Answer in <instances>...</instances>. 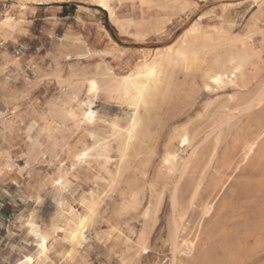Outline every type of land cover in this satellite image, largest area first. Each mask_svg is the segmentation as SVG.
Instances as JSON below:
<instances>
[{"label": "rangeland", "instance_id": "1", "mask_svg": "<svg viewBox=\"0 0 264 264\" xmlns=\"http://www.w3.org/2000/svg\"><path fill=\"white\" fill-rule=\"evenodd\" d=\"M141 1L111 0L113 22L90 0H0V20L14 21L0 31V264L36 260L33 232L48 237L37 264H264V0ZM192 25L212 47L190 70L168 68L140 111L144 134L122 159L111 124L123 127L130 109L110 92L111 74L176 48ZM240 40L253 51L243 76L206 91V70ZM89 78L100 82L95 97ZM88 98L93 125L67 115ZM183 130L187 146L176 138ZM82 147L94 151L76 162ZM167 150L177 155L174 172L163 165ZM90 205L85 239L73 248L66 223Z\"/></svg>", "mask_w": 264, "mask_h": 264}, {"label": "bare ground", "instance_id": "2", "mask_svg": "<svg viewBox=\"0 0 264 264\" xmlns=\"http://www.w3.org/2000/svg\"><path fill=\"white\" fill-rule=\"evenodd\" d=\"M15 1H17L18 3L22 5H25L27 2L31 0H15ZM56 1H61V0H56ZM90 1H92L95 5H97L104 11H107L109 15V19L113 22L115 21L114 12L109 5L111 0H103L104 4L109 5L108 8H104L100 6L101 0H90ZM5 21H8V23H5ZM13 22H14L13 19L10 18L9 16H6L3 20H0V31L3 29H10L12 27ZM197 35H198L197 26L192 25L183 35V37L179 41L178 46L176 48L168 47L166 51L154 54L151 60H144L135 70H133L129 74H126L120 77H116L114 74H111L110 84H109L110 92L113 95H115L122 102V104H124L127 108L130 109V113L128 115H125L124 117L125 124L123 127H119L116 123L111 124L112 136H114L115 141H117L119 145L121 146L120 151H121L122 159H124L127 156V152L130 150L133 143L139 139L140 135L144 134V129L146 128L147 123H146L145 118L141 115L140 111L146 110L148 106L151 104L152 100L159 93L161 87L164 85L166 81V72L168 68L182 66L185 69L190 70L191 68H193V66L196 65L203 51L205 49L212 47L213 40L211 38L204 36L203 38H201L200 41H198ZM262 36L264 39V31L262 32ZM236 43H238L237 46H236ZM233 46H234V49L227 56L226 59L224 60L215 59L214 67H211L208 70H206L204 74V81H203V88L206 91H210L209 89H212L213 87H218L225 83L235 84L243 76L244 69L246 65L249 63L252 57L253 51L251 47L247 45V42L245 40L236 41L233 44ZM152 68H155V75L146 77L143 74L142 70L150 71ZM129 76H133L134 79L128 80L127 77ZM135 77H138V79H136ZM217 77L220 78L219 83L215 82ZM93 82L96 84V91L90 93L89 89L91 88V85ZM85 86L87 89L88 96H91V97H95L100 90V82L97 78L87 79ZM137 87H139L143 92V99L140 101H137L135 99L137 95ZM166 94H168V92ZM89 101L91 102L90 107H89ZM251 103L247 106L249 107ZM88 110L94 111L92 109V101L90 98H88L86 102H83V103L78 102L77 111L70 109L67 112V115L72 120L78 121L81 123L84 115H86ZM96 115H97V112H96ZM95 121H96V117L94 118V121L92 123H81V124L93 125ZM176 138H177L178 143L181 146H187L190 144L189 136L184 130L178 132L176 134ZM255 146H256V141L246 142L243 146L244 154L249 155L251 152H253ZM99 148H101V151L97 152L96 155L99 157L104 156L106 152V148L105 147L104 148L99 147ZM88 149H91V151L88 152L87 157H85L82 160L76 159L78 155H82L83 152L88 151ZM92 151H94L93 148L82 147L74 155L76 162H86V160L90 157V153ZM105 159L107 160L108 158L105 157ZM177 164H178V160H177L176 153L172 150H167L163 157V165L167 168V170L174 172L176 170ZM186 165H187V162H184L182 165L183 168H185ZM166 177L167 176H165V179ZM58 181H59L58 183L59 188H64V186L66 185L65 178L60 177ZM196 190H197V187H194L193 190L191 191L195 193ZM178 192H179V189L177 186H175L173 189L172 195L170 197V201H171L170 203H171L174 213H177L178 211L177 210ZM162 195H160V197ZM93 206L94 205H90L88 207L89 215L77 216L75 218L73 214H70L71 218L66 223V226L68 227V230L66 231V235H67L69 243L72 245L73 248L81 245V243L85 239L84 233H85L86 225L88 221L90 220L92 214L94 213ZM210 211H211V206H206L204 214H208ZM86 216L88 217L87 220H85ZM81 221H84L83 227H81ZM178 230H179V224H178L177 219L174 218L173 219L174 238L176 234L178 233ZM39 236L42 238H46V239H38L37 246L41 243L44 244V248H41L38 246V251H37L38 258L35 260L32 256L27 255V256H24V258L20 260L17 264H20L21 261H25V264H28V262L26 261L28 257H31L30 264H37L38 261L42 257L46 256V252L48 251V243H47L48 237L47 235L42 234V233H39ZM74 236H75V239H73ZM193 248H194V243L189 242L186 245V254L189 255L192 252Z\"/></svg>", "mask_w": 264, "mask_h": 264}, {"label": "snow or ice", "instance_id": "3", "mask_svg": "<svg viewBox=\"0 0 264 264\" xmlns=\"http://www.w3.org/2000/svg\"><path fill=\"white\" fill-rule=\"evenodd\" d=\"M100 6L104 7V8H108L109 7V5L103 3V0H101V5ZM5 23H8V21H5ZM20 23H23V21H20ZM142 71H143V74L146 77L155 75V68H152L150 71H146V70H142ZM135 78L138 79V77H135ZM127 79L128 80H132V79H134V77L133 76H129V77H127ZM215 82L219 83L220 82V78L217 77ZM209 90H211V89H209ZM94 91H96V84L93 82L92 85H91V88L89 89V92L91 93V92H94ZM135 99L137 101H140V100L143 99V92H142V90L139 87H137V95H136ZM90 104H91V102L89 101V107H90ZM95 117H96V112L92 111V110H88L86 115H84L83 120L81 121V123H92L94 121ZM114 127H115V125H114ZM89 151H91V149H88V151L83 152L82 155H78L76 157V159L77 160L84 159L85 157L88 156V152ZM57 183H59V181H57ZM87 219H88V217L86 216L85 220H87ZM83 225H84V221H81V227H83ZM30 227H34V225L30 224ZM31 234L35 235L37 237V239H46V238L40 237L38 232H33ZM73 239H75V236L73 237ZM38 246L41 247V248H44V244L43 243L39 244ZM26 261L28 262V264H30L31 257H28L26 259ZM20 264H25V261H21Z\"/></svg>", "mask_w": 264, "mask_h": 264}]
</instances>
